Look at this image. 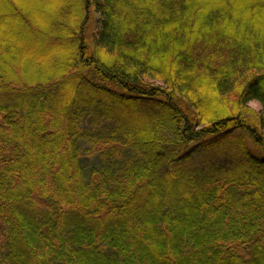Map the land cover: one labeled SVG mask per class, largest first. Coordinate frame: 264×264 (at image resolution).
I'll list each match as a JSON object with an SVG mask.
<instances>
[{
  "label": "trees",
  "instance_id": "16d2710c",
  "mask_svg": "<svg viewBox=\"0 0 264 264\" xmlns=\"http://www.w3.org/2000/svg\"><path fill=\"white\" fill-rule=\"evenodd\" d=\"M0 264H264V0H0Z\"/></svg>",
  "mask_w": 264,
  "mask_h": 264
},
{
  "label": "rangeland",
  "instance_id": "374dc122",
  "mask_svg": "<svg viewBox=\"0 0 264 264\" xmlns=\"http://www.w3.org/2000/svg\"><path fill=\"white\" fill-rule=\"evenodd\" d=\"M94 23H95V21H94ZM94 23H92L90 25V30L91 31H93L95 29V27H96V25ZM251 107L254 108L255 110H260L261 109V104L259 102H257V101H253V102H251Z\"/></svg>",
  "mask_w": 264,
  "mask_h": 264
}]
</instances>
